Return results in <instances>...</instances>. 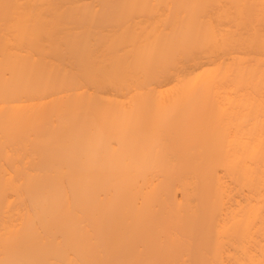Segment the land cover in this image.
Here are the masks:
<instances>
[{"label":"bare ground","instance_id":"6f19581e","mask_svg":"<svg viewBox=\"0 0 264 264\" xmlns=\"http://www.w3.org/2000/svg\"><path fill=\"white\" fill-rule=\"evenodd\" d=\"M59 2L76 0H0V264H264V131L202 112L253 76L264 37L172 15L130 84ZM199 44L243 45L248 67L173 73Z\"/></svg>","mask_w":264,"mask_h":264},{"label":"rangeland","instance_id":"374dc122","mask_svg":"<svg viewBox=\"0 0 264 264\" xmlns=\"http://www.w3.org/2000/svg\"><path fill=\"white\" fill-rule=\"evenodd\" d=\"M182 1L183 4H179ZM59 2V10L67 12L63 16V28H71L81 21L89 26L91 48L97 51L111 50L119 55L126 69L127 79L133 84L139 77L135 67L136 58L145 55L153 41L165 39L169 32V18L172 15L192 16L201 21V26L211 22L217 31H227L242 40L255 31L264 37V0H105L99 5L96 0H76L75 4ZM84 3V4H83ZM51 12H45L48 18ZM101 31L102 39L95 41L96 33ZM46 45L45 41L43 42ZM240 46L223 50L209 46L196 47L195 55L199 64L190 60L178 63L173 73L183 74L193 79L216 66L232 64L238 56L240 66L248 67L245 50ZM264 57V50L258 48ZM253 62V61H250ZM264 61H258L253 76L239 84L219 86L216 103L205 99L203 114H214L218 107L223 131L230 137L255 138L264 131ZM231 73L229 77H231ZM160 86H164L163 84ZM186 124H189L187 121ZM204 129V125H199Z\"/></svg>","mask_w":264,"mask_h":264}]
</instances>
